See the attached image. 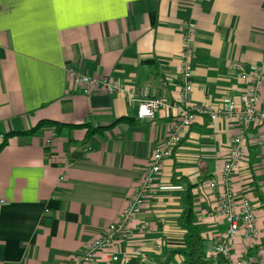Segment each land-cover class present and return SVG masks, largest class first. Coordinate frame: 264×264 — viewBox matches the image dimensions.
<instances>
[{"label":"crops","instance_id":"0c3cea01","mask_svg":"<svg viewBox=\"0 0 264 264\" xmlns=\"http://www.w3.org/2000/svg\"><path fill=\"white\" fill-rule=\"evenodd\" d=\"M189 24L195 26L191 106L216 108L223 96L244 89L241 70L259 67L264 73V0H0V264H67L89 242L108 235L111 245L84 264H121L122 256L131 264H164L165 252L184 245L177 221L187 184L193 186L206 264H221V256L209 253L228 228L214 213L222 187L219 180L214 191L208 184L238 135L245 158L232 179L235 199L239 204L246 197L264 228L258 128L196 115L162 163L130 233L109 232L176 121ZM70 69L111 78L126 89L148 86L168 108L153 120H137V92L84 95L70 82ZM259 94L262 109L264 81ZM39 122L63 127L44 125L29 134ZM143 222L150 229L138 233ZM242 253L264 264V235L236 237L233 259ZM165 264L183 259L176 255Z\"/></svg>","mask_w":264,"mask_h":264},{"label":"built area","instance_id":"2783aa9c","mask_svg":"<svg viewBox=\"0 0 264 264\" xmlns=\"http://www.w3.org/2000/svg\"><path fill=\"white\" fill-rule=\"evenodd\" d=\"M195 35V26L188 25L187 33L182 37V48L180 52L179 79H180V108H176V121L171 131L162 141L159 147L153 150L148 165L145 167L142 177L137 185L132 189L129 197L126 199L117 222L109 226V232L125 231L130 233V224L135 217L139 215L145 205L146 199L151 192L156 177L160 173L162 163L168 159L180 140L181 131L189 127L194 121L196 115H209L213 122L217 118L234 120L243 127H256V143L264 145V108L257 107L260 98V86L264 81V73L259 67H254L252 71L241 70L238 73L240 80L248 82V85L235 94H226L221 99L218 107L211 108L207 105H190L188 103L189 95L192 91L191 59L193 54V39ZM232 69H239L235 64H231ZM70 82L79 88L84 95L95 93H105L109 95H135L139 94L137 100L136 119L153 120L155 115L163 109L168 108L167 103L156 96V91L148 86H141L138 89H126L121 82L114 81L107 77H89L79 74L75 70H68ZM185 107V108H181ZM49 143V141H47ZM245 158L244 138L241 135L236 136L229 148L228 157L221 167L212 174L209 180V190L217 189V184L222 187V193L218 201V206L214 213L225 219L228 224L227 230L215 238L214 246L209 256H221V264H260L259 256L245 258L242 253L235 259L232 257L233 240L240 236L243 239H253L259 235H264V228H259L255 217V209L249 200L244 197L235 199L232 179L234 173L238 170L240 163ZM217 180L218 183L216 182ZM149 224L143 222L138 227V233L149 230ZM112 243L110 235L100 237L89 242L84 249L73 256L67 264H84L102 249L107 248ZM159 247V246H158ZM112 262H117V256H112ZM121 264H129L130 260L122 256Z\"/></svg>","mask_w":264,"mask_h":264},{"label":"trees","instance_id":"16d2710c","mask_svg":"<svg viewBox=\"0 0 264 264\" xmlns=\"http://www.w3.org/2000/svg\"><path fill=\"white\" fill-rule=\"evenodd\" d=\"M55 125L56 130L62 128L63 125L53 122H39L34 128L29 131V134H33L44 125ZM20 135V133H13ZM94 134V131L88 130L87 135ZM5 142L0 145V149L4 146ZM193 186L186 185V189L181 195L182 213L177 221V225L184 231L183 241L184 245L181 248L169 250L164 253V264L171 262L172 258L179 255L183 259V264H206V258L204 253L203 239L200 236V229L196 225L195 217L193 213V201L191 190ZM131 264V263H129Z\"/></svg>","mask_w":264,"mask_h":264},{"label":"snow or ice","instance_id":"6c2138e0","mask_svg":"<svg viewBox=\"0 0 264 264\" xmlns=\"http://www.w3.org/2000/svg\"><path fill=\"white\" fill-rule=\"evenodd\" d=\"M58 3H69V4H79L87 2V0H57Z\"/></svg>","mask_w":264,"mask_h":264},{"label":"rangeland","instance_id":"374dc122","mask_svg":"<svg viewBox=\"0 0 264 264\" xmlns=\"http://www.w3.org/2000/svg\"><path fill=\"white\" fill-rule=\"evenodd\" d=\"M223 228H225V227H223ZM223 228H222V229H223Z\"/></svg>","mask_w":264,"mask_h":264}]
</instances>
